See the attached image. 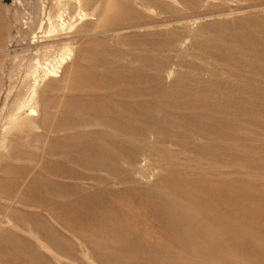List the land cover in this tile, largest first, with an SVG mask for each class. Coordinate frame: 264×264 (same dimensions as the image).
<instances>
[{"label":"rangeland","instance_id":"374dc122","mask_svg":"<svg viewBox=\"0 0 264 264\" xmlns=\"http://www.w3.org/2000/svg\"><path fill=\"white\" fill-rule=\"evenodd\" d=\"M0 264H264V0H0Z\"/></svg>","mask_w":264,"mask_h":264},{"label":"bare ground","instance_id":"6f19581e","mask_svg":"<svg viewBox=\"0 0 264 264\" xmlns=\"http://www.w3.org/2000/svg\"><path fill=\"white\" fill-rule=\"evenodd\" d=\"M70 1V0H69ZM82 1V0H81ZM75 3H76V1H75ZM81 3H83V2H81ZM71 7H73V6H71ZM60 8V7H59ZM72 13H73V11H72ZM50 19H51V17H49ZM49 19V20H50ZM48 21V20H47ZM48 23H50V22H48ZM63 23V22H62ZM51 24V23H50ZM52 26H53V24H51ZM60 28V27H59ZM62 28V27H61ZM64 28V27H63ZM50 30V29H49ZM62 30V29H61ZM51 32V31H50ZM56 32V31H55ZM49 33V32H48ZM58 33V32H57ZM62 35V34H61ZM60 35V36H61ZM58 36V35H57ZM54 37V36H53ZM74 52V51H73ZM69 58V57H68ZM71 59V58H70ZM63 62V61H62ZM70 69V68H69ZM45 70L48 72V73H51V74H54L55 72H52V71H48V68L47 67H45ZM57 71V70H56ZM58 73V72H57ZM57 73H55V74H57ZM46 74V73H45ZM62 74V73H61ZM33 75V74H32ZM52 76H55V75H52ZM25 77V76H24ZM63 79V78H62ZM52 80V79H51ZM60 82V81H59ZM58 82V83H59ZM30 83V82H29ZM35 83V82H34ZM30 87V86H29ZM27 113H28V115L29 116H31V117H37V110H36V108L33 106V107H29L28 108V111H27ZM46 115V114H45Z\"/></svg>","mask_w":264,"mask_h":264}]
</instances>
